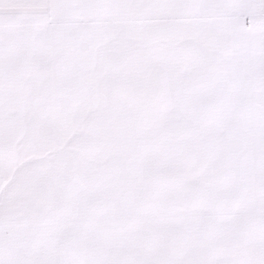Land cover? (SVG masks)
<instances>
[{"label":"snow or ice","instance_id":"obj_1","mask_svg":"<svg viewBox=\"0 0 264 264\" xmlns=\"http://www.w3.org/2000/svg\"><path fill=\"white\" fill-rule=\"evenodd\" d=\"M0 264H264V0H0Z\"/></svg>","mask_w":264,"mask_h":264}]
</instances>
